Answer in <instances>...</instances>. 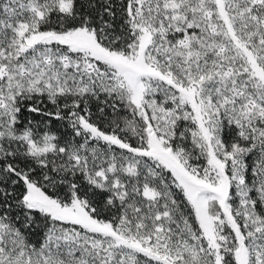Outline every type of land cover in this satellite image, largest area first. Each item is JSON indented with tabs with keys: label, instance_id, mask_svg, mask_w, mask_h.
<instances>
[{
	"label": "snow or ice",
	"instance_id": "obj_1",
	"mask_svg": "<svg viewBox=\"0 0 264 264\" xmlns=\"http://www.w3.org/2000/svg\"><path fill=\"white\" fill-rule=\"evenodd\" d=\"M0 264H264V0H0Z\"/></svg>",
	"mask_w": 264,
	"mask_h": 264
}]
</instances>
